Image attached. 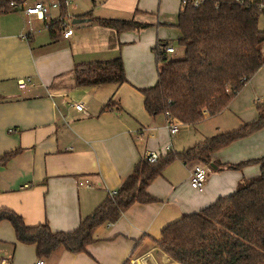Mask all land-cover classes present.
<instances>
[{"label": "crops", "instance_id": "0c3cea01", "mask_svg": "<svg viewBox=\"0 0 264 264\" xmlns=\"http://www.w3.org/2000/svg\"><path fill=\"white\" fill-rule=\"evenodd\" d=\"M68 1L50 8L44 20L32 17L31 23L20 10L0 14V157L18 150L0 166V208L18 213L27 225L48 223L54 231L76 229L148 152L169 142L167 116L147 112L143 90L158 79L155 48L164 42L174 45L180 37L183 3ZM93 17L132 18L149 26L119 33ZM75 18L89 20L73 24ZM56 21L61 28L49 26ZM66 25L74 29L68 38L63 36ZM117 56L124 61L127 82L76 84L77 62ZM29 76L33 85L21 90L18 81ZM110 100L113 106L106 108ZM76 102L84 109L78 110ZM258 102H264V65L220 114L206 115L196 124L180 123L170 152L255 120ZM261 156L264 129L217 150L212 156L216 168L211 166L203 191L190 183L195 161L175 158L148 186L155 201L136 202L116 222L100 225L86 251L59 248L45 264H180L154 240L168 224L233 193L242 179L260 172L256 163L231 169L216 162ZM38 259L36 244L18 242L12 223L1 220L0 264H35Z\"/></svg>", "mask_w": 264, "mask_h": 264}, {"label": "trees", "instance_id": "16d2710c", "mask_svg": "<svg viewBox=\"0 0 264 264\" xmlns=\"http://www.w3.org/2000/svg\"><path fill=\"white\" fill-rule=\"evenodd\" d=\"M26 1L0 0V14L18 10L13 2L22 8ZM60 1L65 5V0ZM194 1L185 0L178 16L184 57H169L165 51L169 42L156 47L158 79L143 90L150 115L169 113L181 124L220 114L264 65V27H260L264 0H202L198 6ZM93 21L119 33L149 26L132 18L93 17ZM49 26L61 28L60 21ZM74 69L78 86L127 82L121 56L77 62ZM111 106L110 100L106 108ZM256 108L258 117L239 128L207 137L181 152L162 154L156 162L141 159L117 193H109L73 231H54L48 223L27 225L21 215L6 208H0V221L12 223L18 242L36 244L38 258H49L59 248L86 251L100 225L116 222L136 202L156 200L148 186L175 158L211 164L217 150L264 129V102ZM17 153L0 157V166ZM251 163L259 164L260 172L242 179L233 193L164 227L154 240L160 249L180 264H264V156L216 165L242 169Z\"/></svg>", "mask_w": 264, "mask_h": 264}, {"label": "built area", "instance_id": "2783aa9c", "mask_svg": "<svg viewBox=\"0 0 264 264\" xmlns=\"http://www.w3.org/2000/svg\"><path fill=\"white\" fill-rule=\"evenodd\" d=\"M202 0H195L194 4L196 6L201 4ZM182 2H185L183 0ZM69 1L65 0V5H68ZM12 5L22 11L26 16H28V22L31 23V18L32 17H38L41 19H46L49 17V12L50 8L52 7H59L61 6V1L59 0H53V1H48V0H36L30 5H24L22 8L17 6L14 2ZM261 8H264V5L261 6ZM74 32V29L72 27H67L64 29L63 36L68 38L70 35H72ZM165 51L168 54H173L176 52V49L173 44H169L168 46L165 47ZM33 85L32 78L29 76L27 78L20 79L18 81V86L21 90H27L30 88V86ZM75 107L78 110H83L84 109V104L82 102H76L74 103ZM167 116V122L166 126L170 132V140L169 142L161 149V150H154L150 151L147 154V159L150 162H156L159 157L167 152L172 151L173 149V138L178 134L179 132V126L180 123L178 121H175L173 117L169 114L166 113ZM211 170V164H207L201 161H195L193 163V166L191 168V173H190V183L193 188L203 191L205 187V183L208 177V172ZM117 190H113L110 192V194H116ZM45 258H39L35 264H45Z\"/></svg>", "mask_w": 264, "mask_h": 264}, {"label": "rangeland", "instance_id": "374dc122", "mask_svg": "<svg viewBox=\"0 0 264 264\" xmlns=\"http://www.w3.org/2000/svg\"><path fill=\"white\" fill-rule=\"evenodd\" d=\"M260 27L263 28L264 27V15H262L261 19H260ZM56 44V43H53ZM174 47L176 49V52L173 54H168L169 57L174 58V59H180L184 57V49L183 47L179 44L178 39L174 40ZM55 48V47H54ZM52 49V48H51ZM49 49V50H51Z\"/></svg>", "mask_w": 264, "mask_h": 264}, {"label": "water", "instance_id": "95a60500", "mask_svg": "<svg viewBox=\"0 0 264 264\" xmlns=\"http://www.w3.org/2000/svg\"><path fill=\"white\" fill-rule=\"evenodd\" d=\"M88 20H89L88 18H75L72 23L79 24V23L87 22ZM211 166L213 168H216V166L213 163H211Z\"/></svg>", "mask_w": 264, "mask_h": 264}]
</instances>
